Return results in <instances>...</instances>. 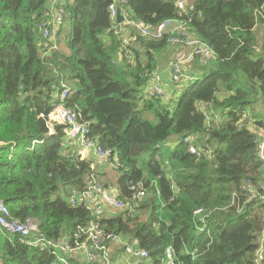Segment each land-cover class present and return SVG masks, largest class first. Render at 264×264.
I'll return each instance as SVG.
<instances>
[{
	"label": "trees",
	"instance_id": "16d2710c",
	"mask_svg": "<svg viewBox=\"0 0 264 264\" xmlns=\"http://www.w3.org/2000/svg\"><path fill=\"white\" fill-rule=\"evenodd\" d=\"M113 4L152 32L114 21ZM166 21L173 25L156 37ZM257 25L264 27V0H187L184 8L177 0H0V201L11 221L37 223L29 236L0 226V264H59L50 248L31 242L43 234L91 248L92 222L125 242L111 244V256L136 241L148 264H161L168 247L175 264H264ZM180 28L212 56L194 46L188 62L174 54L189 85L179 91L187 79L171 78L161 83L171 85V98L151 94ZM60 103L111 152L108 159L83 156L64 126L50 123ZM99 160L117 179L103 180ZM93 182L129 207L97 214L73 204ZM139 190L145 195L136 198Z\"/></svg>",
	"mask_w": 264,
	"mask_h": 264
},
{
	"label": "built area",
	"instance_id": "2783aa9c",
	"mask_svg": "<svg viewBox=\"0 0 264 264\" xmlns=\"http://www.w3.org/2000/svg\"><path fill=\"white\" fill-rule=\"evenodd\" d=\"M56 1V0H54ZM187 0H177V5L180 8H184ZM111 17L114 21H117L118 8L115 4L111 5ZM63 12V9H61ZM128 12L124 11L121 14L124 17L123 22H127L129 25L133 24L140 29L141 33L148 36L152 32L151 28L145 25L142 22H132L126 20V15ZM120 25L123 23H119ZM124 25V24H123ZM173 23L166 21L161 23L155 30V36L161 37L163 32H165ZM123 27H120L122 31ZM45 36L48 38L50 36V30L48 27H45ZM178 35L174 36L171 39V48L178 49L185 46H194L195 54L202 55L203 57H211L212 54L206 46L199 44V41L195 40L192 36L186 35V32L181 28L177 32ZM45 47L49 46V43H44ZM193 55L191 54V58ZM186 62V61H185ZM175 68H172V79L175 82H179L181 78L191 80L192 77L187 74H183V71L186 70L185 65L182 63L174 64ZM156 80L160 82L158 85H154L153 88H150L151 94H160L163 95L161 83H163V76L158 74ZM162 80V81H161ZM64 94L67 96L69 93V88L64 84ZM161 90V91H160ZM51 124L59 123L64 126V131L67 134L68 138L75 142L78 141L82 145V153L92 151L96 156L101 159H108L111 155L110 151H104L100 146L96 144L91 138H89V128L87 125L82 124L78 121V114L71 109H69L64 103L58 104L55 109L49 114ZM51 132H55L54 129H51ZM263 139L259 143V153L260 157L264 162V129L262 130ZM188 141V139H185ZM39 142V141H38ZM191 152H196L195 147H190ZM135 188V186H134ZM145 195L144 190H139L136 194V198H141ZM264 198V196H262ZM73 204H80L85 202L89 205L90 208H93L97 214H105V210L108 209H122L128 208L129 206L121 200L117 193L109 191L105 185L101 182H93L88 186V188L79 194H74L71 198ZM137 205V202L134 206ZM11 213L7 204L3 201H0V226L7 228L12 232L22 234L23 236H29L33 230L37 228V223L33 220H28L25 223H20L18 221L10 220ZM86 232L89 235V238L93 242V247H88V244L77 243L76 247H72L71 243L66 238L59 239H50L43 234H40L33 242L34 245L39 246L40 250L45 251L48 248L51 249V252L57 254L59 259V264H72L69 258H72L70 254L76 253L78 250H83L88 256L86 258V264H110V256L112 254L111 244L125 243L123 239L114 233L106 234L105 230L97 222H92L86 229ZM106 241H110V244L107 245ZM124 254L132 259H137L136 264H148L149 252L141 249L137 246L136 241L133 244L126 245ZM112 257V256H111ZM161 264H175L174 250L171 247H168L166 250V258L161 262Z\"/></svg>",
	"mask_w": 264,
	"mask_h": 264
},
{
	"label": "rangeland",
	"instance_id": "374dc122",
	"mask_svg": "<svg viewBox=\"0 0 264 264\" xmlns=\"http://www.w3.org/2000/svg\"><path fill=\"white\" fill-rule=\"evenodd\" d=\"M189 1V0H188ZM190 2H191V0H190ZM57 29L58 28H60V27H56ZM65 28V27H64ZM66 30H67V28H65V32H66ZM260 30H261V28H260V26H258L257 27V33H258V35H259V37L262 35V33L260 32ZM65 32H63V34L61 35L62 37H64L66 34H65ZM62 37H61V40H62ZM262 37H263V35H262ZM126 38H133V40H134V37H133V35H131L130 37H126ZM264 38V37H263ZM259 41H260V43H261V38H259ZM135 44V43H134ZM62 46H64V44H62ZM186 47H189V49L191 48V46H185V47H181V48H178V49H169L165 54H163V57L161 58V64L163 65L164 63H166L165 65H168L169 67H173V68H175V65L174 64H176V61H175V55L174 54H177V52H180L181 50H183L184 48L186 49ZM188 49V48H187ZM188 56L187 57H185V58H182V60L180 59L179 61H186V62H188ZM175 62V63H174ZM169 71V73H168V76L167 75H165V81L166 80H168V81H170V79L172 78V72L170 71V70H168ZM162 75V74H161ZM163 76V75H162ZM184 79V78H183ZM182 79V80H183ZM189 82H190V80L187 82V83H183L182 84V88H181V91L183 90V89H185V87L187 86V85H189ZM168 84V85H167ZM153 84H151L150 86H149V88H153ZM162 91L164 92V94L165 95H163L162 93H161V95H163V96H169V98H171L170 97V94H171V91H172V88H171V85L169 84V83H165L163 86H162ZM170 90V91H169ZM161 91V90H160ZM64 94V93H63ZM81 151V150H80ZM108 169L109 168H111V167H107ZM107 168L105 169V170H107ZM114 172H112L111 174H110V177H114ZM107 178H109V177H107ZM106 179V178H105ZM105 179L103 178V180L105 181ZM40 235V234H39ZM37 237V236H36ZM70 256L71 257H73V258H76L77 260H73V262H72V264H77V263H79V262H84V263H86L87 261H86V258L88 259V255L83 251V250H78L76 253H72V254H70ZM110 261H111V263L110 264H135L136 262H138V260L137 259H130V258H128L124 253H115L112 257L110 256ZM56 264H58V263H56Z\"/></svg>",
	"mask_w": 264,
	"mask_h": 264
},
{
	"label": "crops",
	"instance_id": "0c3cea01",
	"mask_svg": "<svg viewBox=\"0 0 264 264\" xmlns=\"http://www.w3.org/2000/svg\"><path fill=\"white\" fill-rule=\"evenodd\" d=\"M258 26H260V28H261L260 32L262 33L263 37H264V27L262 25H257L255 27V33L257 35V40H258L257 54H261V53H264V38L262 37V35L259 37V35L257 33V27ZM259 38H261V43L259 41ZM177 53H178V58L181 59V60H182V58H185L187 56H188V59L189 60L191 59V48L189 49V47H186V49L184 48L183 50H181L180 52H177ZM165 64L166 63H164L163 65L161 64V69H160L162 71L161 74L163 75V80H165V78H164L165 75L168 76V73H169V71H168L169 70L168 69L169 66H167ZM167 81L168 80H166L165 82H167ZM179 91H181V89H179ZM254 111L257 113V116L261 119V121L264 122V105L261 102L256 103L255 106H254ZM250 113H251V111H250ZM258 132L260 134H262V129L261 130H258ZM93 155H95V154L92 151H88V152L83 153V156H85V157L86 156H93ZM99 163H101L100 160H99ZM101 165H102L103 169H106L107 168V167H105V164H102L101 163ZM106 172H107V175L106 176H108L109 179H111V180L117 179L118 174L114 170H112L111 168H109V169L107 168ZM112 172L115 173L114 174V177H110V174ZM105 178H104L105 180H108L107 177H105ZM263 241H264V238H263ZM263 248H264V246H263Z\"/></svg>",
	"mask_w": 264,
	"mask_h": 264
},
{
	"label": "water",
	"instance_id": "95a60500",
	"mask_svg": "<svg viewBox=\"0 0 264 264\" xmlns=\"http://www.w3.org/2000/svg\"><path fill=\"white\" fill-rule=\"evenodd\" d=\"M117 21L119 23H122L124 21V17L123 15L121 14V9H118V13H117Z\"/></svg>",
	"mask_w": 264,
	"mask_h": 264
}]
</instances>
